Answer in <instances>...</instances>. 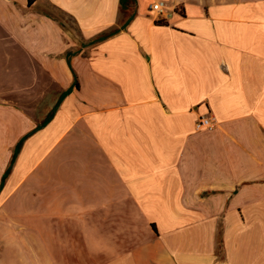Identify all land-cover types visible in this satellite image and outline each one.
Wrapping results in <instances>:
<instances>
[{
	"label": "crops",
	"instance_id": "obj_1",
	"mask_svg": "<svg viewBox=\"0 0 264 264\" xmlns=\"http://www.w3.org/2000/svg\"><path fill=\"white\" fill-rule=\"evenodd\" d=\"M0 264H264V0H0Z\"/></svg>",
	"mask_w": 264,
	"mask_h": 264
},
{
	"label": "built area",
	"instance_id": "obj_2",
	"mask_svg": "<svg viewBox=\"0 0 264 264\" xmlns=\"http://www.w3.org/2000/svg\"><path fill=\"white\" fill-rule=\"evenodd\" d=\"M150 11L154 14L155 17L164 16L167 11V6L163 1H155L150 5ZM214 122L210 115L200 116L196 122V129H213Z\"/></svg>",
	"mask_w": 264,
	"mask_h": 264
},
{
	"label": "trees",
	"instance_id": "obj_3",
	"mask_svg": "<svg viewBox=\"0 0 264 264\" xmlns=\"http://www.w3.org/2000/svg\"><path fill=\"white\" fill-rule=\"evenodd\" d=\"M28 4H31V0H28ZM121 5L123 7V0H121ZM77 86V85H76Z\"/></svg>",
	"mask_w": 264,
	"mask_h": 264
}]
</instances>
